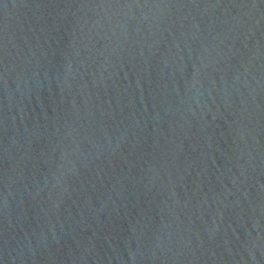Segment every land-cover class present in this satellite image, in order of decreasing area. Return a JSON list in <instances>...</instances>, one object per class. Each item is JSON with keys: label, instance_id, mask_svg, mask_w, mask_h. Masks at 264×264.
<instances>
[{"label": "water", "instance_id": "1", "mask_svg": "<svg viewBox=\"0 0 264 264\" xmlns=\"http://www.w3.org/2000/svg\"><path fill=\"white\" fill-rule=\"evenodd\" d=\"M0 264H264V0H0Z\"/></svg>", "mask_w": 264, "mask_h": 264}]
</instances>
